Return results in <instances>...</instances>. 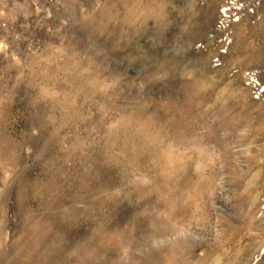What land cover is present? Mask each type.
Here are the masks:
<instances>
[{"label":"rangeland","instance_id":"1","mask_svg":"<svg viewBox=\"0 0 264 264\" xmlns=\"http://www.w3.org/2000/svg\"><path fill=\"white\" fill-rule=\"evenodd\" d=\"M0 0V264H264V4Z\"/></svg>","mask_w":264,"mask_h":264},{"label":"built area","instance_id":"2","mask_svg":"<svg viewBox=\"0 0 264 264\" xmlns=\"http://www.w3.org/2000/svg\"><path fill=\"white\" fill-rule=\"evenodd\" d=\"M257 1L264 4V0ZM246 7V0L223 1L218 15L216 30L224 34V36L222 40L220 39L221 49L215 58V65H221V58L227 52V48L231 42L232 27L243 18ZM243 76L252 92L253 98L264 102V65L245 70Z\"/></svg>","mask_w":264,"mask_h":264}]
</instances>
